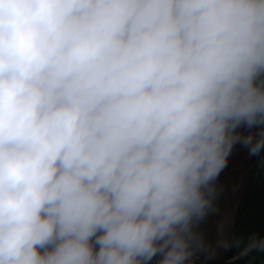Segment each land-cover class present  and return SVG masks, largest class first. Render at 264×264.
Masks as SVG:
<instances>
[{"label": "clouds", "instance_id": "1", "mask_svg": "<svg viewBox=\"0 0 264 264\" xmlns=\"http://www.w3.org/2000/svg\"><path fill=\"white\" fill-rule=\"evenodd\" d=\"M238 145L264 160V0H0V264L264 253L222 214Z\"/></svg>", "mask_w": 264, "mask_h": 264}, {"label": "crops", "instance_id": "2", "mask_svg": "<svg viewBox=\"0 0 264 264\" xmlns=\"http://www.w3.org/2000/svg\"><path fill=\"white\" fill-rule=\"evenodd\" d=\"M220 183L226 189L221 200L222 214L231 216L234 230L244 235L252 231L264 233V160L249 157L247 150L238 145L230 157L228 168L221 173ZM235 183L239 184V190L233 193L231 189ZM219 219L212 217L206 225L213 238ZM207 264H264V253L240 258L236 250L222 252Z\"/></svg>", "mask_w": 264, "mask_h": 264}]
</instances>
